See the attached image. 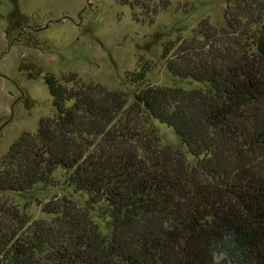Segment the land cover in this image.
<instances>
[{
  "label": "trees",
  "instance_id": "trees-1",
  "mask_svg": "<svg viewBox=\"0 0 264 264\" xmlns=\"http://www.w3.org/2000/svg\"><path fill=\"white\" fill-rule=\"evenodd\" d=\"M224 1L225 27L205 18L163 43L169 73L198 87L144 84L141 65L128 103L73 74L43 77L54 112L0 159V264H264V0ZM154 122L195 162L162 147ZM58 168L108 233L66 198L42 206L50 220L13 201Z\"/></svg>",
  "mask_w": 264,
  "mask_h": 264
},
{
  "label": "rangeland",
  "instance_id": "rangeland-1",
  "mask_svg": "<svg viewBox=\"0 0 264 264\" xmlns=\"http://www.w3.org/2000/svg\"><path fill=\"white\" fill-rule=\"evenodd\" d=\"M165 2L0 0V159L14 140L35 132L39 119L54 112L45 75L63 82L73 74L84 82L126 93L128 103L137 88L129 80L131 73L141 65L149 67L144 84L198 87L169 73L161 58L163 43L191 36L205 18L225 27V1L168 0L163 8ZM153 126L162 147L177 149L195 162L169 127L158 122ZM62 198L85 207L99 229L109 232L101 207L91 206L85 195L73 191L60 168L49 184L13 195L31 221L50 220L42 206Z\"/></svg>",
  "mask_w": 264,
  "mask_h": 264
}]
</instances>
